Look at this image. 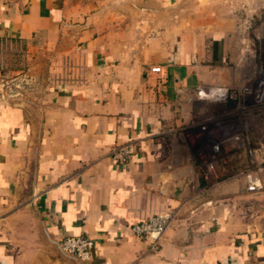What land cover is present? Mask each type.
Wrapping results in <instances>:
<instances>
[{
    "label": "crops",
    "instance_id": "obj_1",
    "mask_svg": "<svg viewBox=\"0 0 264 264\" xmlns=\"http://www.w3.org/2000/svg\"><path fill=\"white\" fill-rule=\"evenodd\" d=\"M263 3L0 0V36L46 64L38 91L0 94V264H264V186L246 189L245 154L204 178L185 129L223 116L190 90L238 80V28ZM129 140L132 159L114 162ZM167 211L151 249L132 225ZM70 235L94 241L89 260L60 252Z\"/></svg>",
    "mask_w": 264,
    "mask_h": 264
},
{
    "label": "built area",
    "instance_id": "obj_2",
    "mask_svg": "<svg viewBox=\"0 0 264 264\" xmlns=\"http://www.w3.org/2000/svg\"><path fill=\"white\" fill-rule=\"evenodd\" d=\"M264 13V3L262 5ZM240 46L232 60L239 70V78L234 84H207L190 90L191 99L213 102H232L218 120H208L189 125L187 136L200 149V172L207 180L218 179L232 158L245 154L247 168L241 175L249 192H257L264 186L261 176L256 173L264 168L263 138L251 139V132H264V16L259 22L245 16L238 28ZM153 72H160L161 66H152ZM3 96H20L18 84L6 82ZM15 90V91H14ZM137 150L134 140L115 145L110 156L116 163L130 161ZM223 167V168H222ZM171 211L154 214L135 222L132 230L136 236L145 238L151 249L158 247L159 241L174 219ZM60 252L69 258L87 261L91 256L94 241L84 235H70L59 241L54 240Z\"/></svg>",
    "mask_w": 264,
    "mask_h": 264
},
{
    "label": "rangeland",
    "instance_id": "obj_3",
    "mask_svg": "<svg viewBox=\"0 0 264 264\" xmlns=\"http://www.w3.org/2000/svg\"><path fill=\"white\" fill-rule=\"evenodd\" d=\"M244 15L243 18H245ZM264 16H255L256 22H259ZM36 52L30 50L27 42L13 38L7 35L0 36V94L7 89L6 82L18 84V89L21 93L26 91H38L41 76L39 71L46 68V64L41 58H36ZM14 90V91H15ZM22 225L32 223V218L29 212H23L21 216ZM62 255L59 252V257ZM64 260H68L64 257Z\"/></svg>",
    "mask_w": 264,
    "mask_h": 264
},
{
    "label": "trees",
    "instance_id": "obj_4",
    "mask_svg": "<svg viewBox=\"0 0 264 264\" xmlns=\"http://www.w3.org/2000/svg\"><path fill=\"white\" fill-rule=\"evenodd\" d=\"M18 39H19V38H18ZM227 106H228V107H232V106H233V103H232V102H228V103H227Z\"/></svg>",
    "mask_w": 264,
    "mask_h": 264
},
{
    "label": "water",
    "instance_id": "obj_5",
    "mask_svg": "<svg viewBox=\"0 0 264 264\" xmlns=\"http://www.w3.org/2000/svg\"><path fill=\"white\" fill-rule=\"evenodd\" d=\"M260 191H257V192H252L253 194H258Z\"/></svg>",
    "mask_w": 264,
    "mask_h": 264
}]
</instances>
